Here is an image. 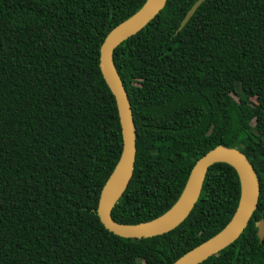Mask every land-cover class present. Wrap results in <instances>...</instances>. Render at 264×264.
Here are the masks:
<instances>
[{"label": "trees", "instance_id": "1", "mask_svg": "<svg viewBox=\"0 0 264 264\" xmlns=\"http://www.w3.org/2000/svg\"><path fill=\"white\" fill-rule=\"evenodd\" d=\"M198 1L168 0L114 52L137 155L112 219L164 216L200 159L236 149L259 177L258 207L234 243L200 264H264V0H207L179 31ZM147 2L0 0V264H174L234 219L242 184L220 163L166 234L128 239L100 222L123 149L101 47Z\"/></svg>", "mask_w": 264, "mask_h": 264}, {"label": "water", "instance_id": "2", "mask_svg": "<svg viewBox=\"0 0 264 264\" xmlns=\"http://www.w3.org/2000/svg\"><path fill=\"white\" fill-rule=\"evenodd\" d=\"M207 0H199L188 12L179 31H182L196 11ZM168 0H148L134 17L115 28L101 47L100 70L116 99L122 131L123 149L120 160L105 185L98 204L97 214L101 224L111 233L128 239H146L166 234L179 227L195 208L210 168L220 163L232 166L239 174L242 197L239 209L231 221L217 235L181 256L174 264H200L234 243L248 227L260 199L259 177L249 160L238 150L219 147L200 159L190 175L187 186L177 204L164 216L139 225H121L112 219V211L127 190L135 170L137 138L133 112L127 92L115 69V50L140 33L165 8ZM258 235L264 240V221Z\"/></svg>", "mask_w": 264, "mask_h": 264}]
</instances>
